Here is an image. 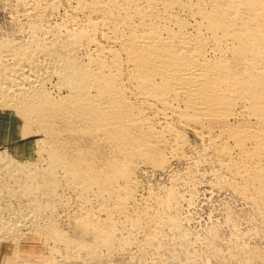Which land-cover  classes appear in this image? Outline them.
Instances as JSON below:
<instances>
[{"label": "bare ground", "instance_id": "6f19581e", "mask_svg": "<svg viewBox=\"0 0 264 264\" xmlns=\"http://www.w3.org/2000/svg\"><path fill=\"white\" fill-rule=\"evenodd\" d=\"M16 2L41 21L62 18L34 22L26 38L0 43V108L17 111L26 135L30 127L44 135L26 161L0 157V240L29 233L48 244L66 240L56 219L70 191L92 207L76 220L97 245L131 254L117 243L124 219L148 236L145 245L165 249L159 226L167 224L149 214L140 174L207 156L227 174L221 181L264 218V0ZM176 200L168 193L167 209ZM179 241L190 244L186 236ZM258 247L227 256L212 243L209 251L221 264H264Z\"/></svg>", "mask_w": 264, "mask_h": 264}, {"label": "rangeland", "instance_id": "374dc122", "mask_svg": "<svg viewBox=\"0 0 264 264\" xmlns=\"http://www.w3.org/2000/svg\"><path fill=\"white\" fill-rule=\"evenodd\" d=\"M22 7L23 6L20 5L18 6L16 0H0V43L5 39L7 40V38L8 40H20L26 38L27 33L25 32L26 30L28 31V28L33 25L34 22L35 24H39L42 21L48 24H54L55 21L60 22L62 18L61 15L59 16V14H54V16L49 15L47 20L45 18L46 16H44L43 20L41 21L34 11L30 9L27 11L24 10L28 9L29 7ZM21 8L23 10H21ZM50 16L53 17L51 18ZM34 18H36V21ZM48 19L50 22L48 21ZM43 22L40 24H43ZM46 23H44V25H47ZM20 121L21 119L18 117L17 111L15 109H12L10 107L0 108V157H5L6 155H8L15 161H26L25 157L28 156L27 153H29L30 151V145L33 143L37 148L43 143L42 140L44 139V135L42 133L38 132L36 128L30 127L32 128L30 131H32L33 134L30 133L26 135V127H23V125H18ZM187 137L189 143H192V146L197 145L196 147H198V141L195 137L191 135H188ZM40 140L42 141V143ZM36 141L39 144H37ZM201 160H195L194 162L189 164H185L183 162H174L171 171L167 172L170 174L159 173L152 170L144 171L147 174L144 172L140 174L139 178L140 180H142L141 182L143 193L147 198L146 204L149 214L161 217V223L164 220L165 225L167 224L164 227L166 230H164L161 225L159 226L160 228L157 227L163 234L161 232L160 233L164 236L160 235L159 231L158 233L154 232V234L156 233L157 238H160V236L164 238L166 235L165 239L167 238L168 240H170L172 244L173 241L175 242V246L171 244L172 246L170 247V242L167 239L165 240L161 237L163 239V243L168 245L165 246L161 243L164 247H166L165 249L167 251L163 247H160L158 245L159 243H157L156 246L152 244V247H148L147 245H145V238H148V236L143 237L142 234H140L141 236H138V234L136 235V231L134 233L133 229H129L130 225H127V223L126 225L121 224L122 222H124V219H122L121 221L119 220L117 222L118 224L116 223V231L118 232L116 234L119 240V242L117 243L118 245L120 244V246H122L123 248L125 246L126 248H132H129L130 252H132V255L130 253H127L128 255L126 253H124V255H121L119 253H111L107 250L106 247H103L100 244L97 245V243L92 239L93 234L89 233V235L87 233H84L82 230V226L78 224V228L77 225V223H79V219L84 217V215H87V211L90 208L92 209V207L90 205L83 204L81 199L79 200V198H77V196L73 192L66 191L67 193L65 192L66 194H63L65 196L63 202L66 206L65 209H61L60 211V215L63 216L61 217L59 215L56 219L57 222H59L58 224L60 227H58V229L60 230V232H62V234L68 233L66 235L63 234L67 239L61 240L63 243L65 240V243H60V240L57 239L58 241L54 240L50 244H48L46 240V243L44 242V236L32 233L26 234L24 237H21L20 240L17 239L13 241L11 239H2L0 240V264H24V262H26V264H221V261L210 254L209 249L212 243L214 248H216L217 250L220 249L221 251H218L226 253L227 256L231 255V249H234V251L232 250L231 253L232 255H235L237 253L235 251H240L241 248H246L249 245V248H251L252 250L253 248L260 249V247L258 246H262L261 248H264V218L262 219L263 216L259 217L261 216L260 211H257V208L255 209V206L244 199L243 196H239V193L237 191H234L232 187L224 184L223 180L225 181L228 176H226L227 174H225L224 171L219 170V165L216 161L215 162L217 164L214 163V159H211L209 158V156H207L205 157V159L203 157ZM202 162L204 164H201ZM174 175L178 177V180L174 179ZM223 176L224 179L221 181V178H223ZM170 192H175V194L177 195V200L174 203V206L169 207L171 209H167V207L165 206V201L166 199H168V193ZM235 192H237V194ZM68 193L69 195H67ZM71 201L73 202L71 203ZM14 204L18 205V203L16 202ZM82 205H84V207ZM85 205L87 206L88 210L84 209L86 208ZM118 219L121 218L116 217V221ZM176 221L182 227L179 228V225H177V227L175 225ZM164 223H162L163 226ZM168 225L169 227H167ZM124 226H126V229L124 228ZM120 227L122 230L120 229ZM131 230L132 232H130ZM178 231H180L181 233ZM82 232L84 235L86 234V236H83ZM179 233L181 237L186 236L190 240V244L188 246H184V248L183 246H180L181 244L179 240L181 239V237ZM69 234V238L74 239L67 241L69 239ZM178 235L179 237H177ZM134 236L138 237L135 238ZM174 236L175 239H173ZM140 237L144 238V240H141ZM74 240L76 242L78 241V244ZM143 241L144 244H142ZM157 241L162 240L158 239ZM69 242H72V246H70L71 248L68 247ZM55 243L56 246L54 245ZM81 243L83 245H87L83 246ZM138 243H140L141 247ZM243 243L245 244V246H247L243 247ZM236 244L240 247L236 246ZM139 247L141 248V250L139 249ZM155 247L156 249H154ZM179 247L181 248V250ZM91 248L95 249L92 250ZM173 248L174 250L176 249V251H179V253L182 254H179L180 259L177 258V260H175V258L172 257L173 255L171 257H168L171 255L170 253H176V251H171L173 250ZM185 248L186 251L188 250V253L182 250H185ZM81 249H83V251ZM87 249L90 251L88 252ZM66 250L69 252H67ZM78 250H81V253ZM91 251L94 253H92ZM180 251L191 255L192 258L189 260V262L184 259L185 253H181ZM53 253L56 254L54 255ZM98 256L99 258H97ZM43 257L44 259H42ZM232 259L234 260V258ZM234 261L235 262H231L230 264H237L236 260Z\"/></svg>", "mask_w": 264, "mask_h": 264}]
</instances>
